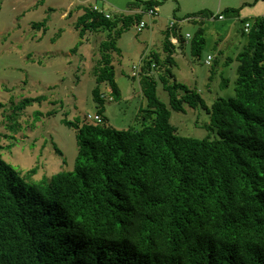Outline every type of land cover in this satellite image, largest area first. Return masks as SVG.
<instances>
[{
  "label": "trees",
  "instance_id": "trees-1",
  "mask_svg": "<svg viewBox=\"0 0 264 264\" xmlns=\"http://www.w3.org/2000/svg\"><path fill=\"white\" fill-rule=\"evenodd\" d=\"M162 1L134 0L109 17L77 5L73 27L80 36L106 31L92 67L96 101L105 100L102 83L113 99L120 95L116 41ZM221 14L186 13L200 27L186 40L176 21L163 42L166 56L150 54L140 64L133 76L145 98L140 128H116L100 112V121L64 120L76 133L74 167L44 181L30 180L0 156V264H264V14L240 21L250 27L241 28L246 41L235 55L233 96L208 105L165 67L174 62L171 33L198 55L204 19ZM158 82L167 104L157 96ZM4 106L0 101V117ZM186 107L204 109L216 136L180 134L171 110Z\"/></svg>",
  "mask_w": 264,
  "mask_h": 264
},
{
  "label": "rangeland",
  "instance_id": "rangeland-1",
  "mask_svg": "<svg viewBox=\"0 0 264 264\" xmlns=\"http://www.w3.org/2000/svg\"><path fill=\"white\" fill-rule=\"evenodd\" d=\"M132 1L0 0V101L5 105V115L0 117V156L22 174L30 175V180L44 181L60 171L73 169L77 153L76 133L64 122L66 119L75 120L100 112L116 128H140L144 113L139 109L145 108V98L138 78L132 76L133 65L143 64L149 52H159L160 45L168 37L164 30L170 19H178L182 34L192 35L200 27L199 23L183 18L184 14L178 11L174 12L175 17L160 16V25L165 24L163 31L158 28L154 32L148 30L158 14L144 17L146 24L141 30L131 25L116 41L120 52L112 53L120 95L98 102L93 97L96 80L92 67L100 56L99 44L106 37V31L80 36L73 27L81 11L76 7L79 4L97 5L115 15L125 12ZM153 6L158 9L159 5ZM69 8L71 14H68ZM239 12L248 19L256 16L254 12ZM221 13L229 14L224 10ZM203 26L208 27V23ZM239 34L244 35L241 28ZM210 39L207 36V44L205 41L198 55L191 53L187 44L182 62L165 65L178 81L196 88L208 105L215 97L233 96L236 78L234 53L227 57L223 52L217 53L216 60L210 64L204 62L207 52L215 51L208 47L213 44ZM240 48L237 46L232 52ZM99 85L102 92L110 94L106 83ZM157 96L168 103L167 92L160 82ZM27 97L37 100L24 104L23 99ZM170 119L182 135L213 138L217 134L208 125V114L201 108L186 107L185 113L171 110ZM32 167L37 170L31 175L28 171Z\"/></svg>",
  "mask_w": 264,
  "mask_h": 264
},
{
  "label": "crops",
  "instance_id": "crops-1",
  "mask_svg": "<svg viewBox=\"0 0 264 264\" xmlns=\"http://www.w3.org/2000/svg\"><path fill=\"white\" fill-rule=\"evenodd\" d=\"M260 1H264V0H163L159 4L158 9L156 8L158 11L157 12L158 17H156L153 24L150 27H148L150 28L148 30L150 32H154L155 28H158L160 31L161 30L163 31L165 28V24L163 26L160 25L159 22H161V20L158 21L160 19V16L169 17V15H173V17H175L174 12L176 11H178L179 14L181 15L182 14L185 15L186 13L207 9L212 11L214 14H216L225 8L240 7V10L244 11L245 13L254 12L256 13V15H263L264 4L262 2L259 3ZM246 6H248L247 10L244 9ZM70 10L71 9L69 8L68 14ZM228 13L229 14L222 13L221 14L222 18L211 17L204 19V23H208V27L204 26L205 28L204 36H205L206 44H207V36H210L211 37L210 40L212 41L213 44L212 45L208 44V47L211 46L212 48H215V51H213V49L210 52L208 51L207 54L205 55V58L207 57V55L211 54L212 60H216L217 53H222V52L225 53L224 56L226 57L231 53H234L236 55L237 51L232 52V50L237 46L242 47V45L245 43L246 34L240 35L239 28L243 27V24L240 22L241 19H244L246 17L244 16V14H242L239 11L237 13L235 12H228ZM186 19L190 20L191 22H195L190 17H186ZM196 20H199V18H196ZM210 22H212V26H209ZM165 31H168V29L164 30V32ZM239 36H241V38ZM170 41H171L170 42L171 45H169V47L172 49V53L170 55L173 61L179 63L182 62L181 56L184 55V46H180L178 42L174 41V39L172 38ZM150 54H157L160 57H165L167 53L166 51H164L163 43H162L160 45V50L158 53L152 51L149 52L148 55Z\"/></svg>",
  "mask_w": 264,
  "mask_h": 264
},
{
  "label": "built area",
  "instance_id": "built-area-1",
  "mask_svg": "<svg viewBox=\"0 0 264 264\" xmlns=\"http://www.w3.org/2000/svg\"><path fill=\"white\" fill-rule=\"evenodd\" d=\"M93 8L96 9L97 11H99V12L104 13L106 17L110 16V14L107 11H105L102 8H99L97 5H93ZM142 13L146 17L148 14L156 15L157 11H156V9L154 7H151L149 9H147V10H143ZM218 17L222 18V15H219ZM175 22H176V20L174 18L170 19L169 22H168V28L167 29L171 30L173 25L175 24ZM145 24H146V22L144 21V17H143L138 23L135 24V27H136L137 30H141L145 26ZM249 27H250V22L249 21L244 22L243 29H244L245 32H247L249 30ZM184 36H185V39L188 40L191 35H190V33L187 32V33L184 34ZM170 37L172 39H174V41H176V39L172 35V33H171ZM211 60H212V55L210 54V55H207V57L205 58L204 62H206L207 64H210ZM140 67H141L140 63H137V64L133 65L132 76H138L139 75ZM101 97L102 98H107L108 100H112L113 99V97L111 95L106 94L105 92L101 93ZM86 118L89 119V120H96V121H100L101 120V116L98 113H95L94 115L87 114Z\"/></svg>",
  "mask_w": 264,
  "mask_h": 264
}]
</instances>
